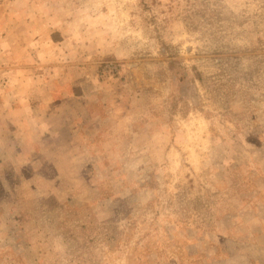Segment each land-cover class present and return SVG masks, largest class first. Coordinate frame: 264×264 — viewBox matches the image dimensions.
<instances>
[{
	"label": "rangeland",
	"instance_id": "obj_1",
	"mask_svg": "<svg viewBox=\"0 0 264 264\" xmlns=\"http://www.w3.org/2000/svg\"><path fill=\"white\" fill-rule=\"evenodd\" d=\"M0 264H264V0H0Z\"/></svg>",
	"mask_w": 264,
	"mask_h": 264
}]
</instances>
